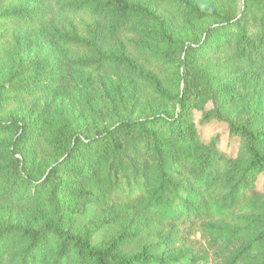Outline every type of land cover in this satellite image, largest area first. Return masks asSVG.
Here are the masks:
<instances>
[{
	"label": "trees",
	"instance_id": "obj_1",
	"mask_svg": "<svg viewBox=\"0 0 264 264\" xmlns=\"http://www.w3.org/2000/svg\"><path fill=\"white\" fill-rule=\"evenodd\" d=\"M262 173L264 0H0V264H264Z\"/></svg>",
	"mask_w": 264,
	"mask_h": 264
},
{
	"label": "rangeland",
	"instance_id": "obj_2",
	"mask_svg": "<svg viewBox=\"0 0 264 264\" xmlns=\"http://www.w3.org/2000/svg\"><path fill=\"white\" fill-rule=\"evenodd\" d=\"M194 119L198 123V129L204 142H210L216 135H219L221 137L220 148L234 156L237 155L241 140L238 137L229 138L228 128L225 123L216 120L209 123L200 122L201 113L199 112L194 113ZM257 186L264 191V173L258 177Z\"/></svg>",
	"mask_w": 264,
	"mask_h": 264
}]
</instances>
